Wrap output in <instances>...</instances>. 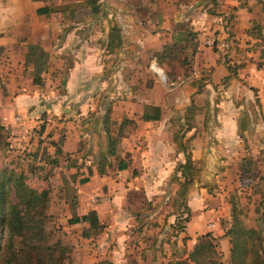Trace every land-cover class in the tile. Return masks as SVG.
I'll list each match as a JSON object with an SVG mask.
<instances>
[{
    "label": "crops",
    "instance_id": "1",
    "mask_svg": "<svg viewBox=\"0 0 264 264\" xmlns=\"http://www.w3.org/2000/svg\"><path fill=\"white\" fill-rule=\"evenodd\" d=\"M105 1H118L119 8L104 10L102 15H98L106 19L102 27L87 21L85 26L72 27L67 41L74 40L72 42L80 44L82 40L77 35L86 31L90 35L92 33L85 40L89 47L94 33H100L105 37L103 49L106 50L107 36L113 25L110 19L113 17L122 33L129 29L134 35L141 30L147 33L149 40L160 38L161 43L164 39L163 44L167 41H172V44L187 43L188 47H192L190 68L183 76L175 75L173 81L176 79L185 83L190 94H194L193 98L201 100L202 106L207 99L213 98L216 109L208 113L207 108H202L198 112L201 121H185L186 126L182 129L181 124L170 120L162 108L160 119L141 118L145 104L158 103L146 102L135 109L123 108L121 114L128 119L133 118L136 125L128 136L122 137L124 149L118 153L129 155L130 165L124 170L115 169L113 176L104 171L100 173L97 163L88 161L90 144L83 151L86 129L82 125L85 123L78 122L85 108L91 105L88 101H78V98L83 96L81 94L92 97L94 92L71 88L64 93L49 90L46 91L47 97L54 98L50 104H44L38 99V87L41 86L33 83V67L26 62L30 45L48 52L50 46L46 40L62 31L65 15L60 12L38 14L37 9L45 6L47 0H0V76L3 74L8 81L6 90L0 91V125L7 134L10 131L16 138L21 135L26 137L38 123L39 116L46 113L49 119L63 120L61 124L66 128L60 143L55 139L57 132L52 137L46 133L38 136L41 139L47 136L49 141L45 150L48 154L54 155L57 146L70 156L71 153L83 152L77 157L82 165L74 167L76 175L73 173V176L86 169L84 176L88 180L83 184L76 182V186L81 187L77 192L87 201V210H94L99 223H106V226L97 240L101 251L87 249L81 254L79 264H93L101 260H109L112 264H172L187 258L196 244V238L208 232L216 238L221 259H229L230 241L225 233L230 216L225 213V206L230 208V204L224 199L225 193L218 200L205 188L199 187L198 198L194 201L195 193L191 188L197 184L196 180L188 190L187 206L191 216L178 236L176 231L174 235L168 231L175 218L168 216V211L164 214L157 212L165 206L172 210V203L158 200L165 196L162 193L165 179L180 175L175 172V167L184 161L185 155L178 151L173 134L182 129L180 133H184V141L188 139L191 158L196 163L204 160L202 173L209 169L212 155L219 162L213 169L215 175H225L227 169L222 164L233 162V176L247 181L240 188V182L236 181L237 193L244 189L248 195L259 196L255 208L261 213L264 211V38L257 37L259 31L264 34V0H210L222 5L221 10L215 11L202 9V0H196L194 6L188 4L190 0H182L177 9L175 0H150V8L142 12L129 9L122 0H98L99 3ZM160 1L166 8H153ZM92 16L95 18V15ZM140 17L145 21L139 20ZM184 21L189 24L188 31L174 27ZM155 26L156 29H153ZM125 44L122 41L119 49ZM158 46L159 43L152 48L158 52L161 50ZM85 54L84 58L76 56L73 65L68 68V86L76 80L80 81L81 75L91 77L97 71L94 54ZM152 59L157 58L153 56ZM158 64L169 68L167 62ZM228 65L236 68V74L230 73ZM50 66L41 74L43 81ZM66 101L68 104L62 107ZM133 194L141 200L134 202L131 199ZM97 196L105 197L102 203H95ZM136 206H139L138 211ZM256 221V218L252 219L247 225L251 226ZM74 224L88 227L86 222ZM183 237H186L185 241ZM187 264L195 263L188 261Z\"/></svg>",
    "mask_w": 264,
    "mask_h": 264
},
{
    "label": "rangeland",
    "instance_id": "2",
    "mask_svg": "<svg viewBox=\"0 0 264 264\" xmlns=\"http://www.w3.org/2000/svg\"><path fill=\"white\" fill-rule=\"evenodd\" d=\"M68 1H71L73 6L68 8L67 13L72 12L73 17H68L66 13L65 17L62 18V31L54 34L53 36H49L48 40H46V44L50 46L48 53L51 57V66L48 74L44 76L43 85L38 87L40 89L38 99L39 101L44 102V104H50L54 97H47L46 91L49 90L64 93L68 90V88H71L73 90L94 92L92 97H86L85 94H81L83 96L78 98V101L80 102H90L91 105L88 108L92 109L88 110V108H85L84 115L78 118V122L80 124L85 123L82 126H85L84 128L86 129L83 151H86V146L88 144H90L91 147L90 151L94 150L92 151L93 153H90L89 151L88 161L97 163L98 160H101V162L107 164L108 161L104 162L103 160V153L106 149L103 128L106 126L111 129V132L114 135H117V128L119 127V124L121 126V123L125 119V116L121 114V110L123 108L128 107L130 109H135L138 108V106L140 107L139 104L144 105L146 102L158 103L164 110V114L168 115L170 120L173 119L178 121L181 124L179 126L182 129L186 126L184 123L185 121L189 123L201 121V119H199L200 113L198 112L202 108H207L208 113L209 111L212 113V110L216 109L213 103V98L207 99V103L202 106L201 100L193 98L194 94H190V91L188 90L189 88L185 86V83L176 79L175 81L171 80L172 74L174 76L182 74L183 76V73H188V68H190L189 59L192 58V47H188L187 43L183 42L177 46H172V41H167L166 44H163V41H165L164 39L161 43L160 38L156 39L153 37L149 40L147 38V33L141 30L138 33L135 32L134 35L130 34L131 32H129V29L128 32L122 33V29L120 28L118 21L113 19V17L110 19L111 23L120 28L122 41L126 43L116 52L108 53L105 49H103V39L105 37H103L100 33H94L93 38L91 37L92 44L88 45L89 47H87L85 40L88 36H92V33L90 35V33L88 34L86 31L77 35L78 38L82 40L80 44L72 42L74 40L69 42L66 37H68V32L72 27L85 26L87 21H92L95 26L102 27L103 20L106 19H103L100 16L98 17V15H102V11L104 10H110L111 8L118 9L119 7L118 1H111L112 3L108 1L101 2L99 4V11L94 16L95 18H93L89 7L80 5L79 2H76V0ZM122 1L124 5H128L129 9H138L140 10L139 12L146 11L150 8V0ZM175 1L176 9L180 8L182 0ZM195 1L196 0H190L188 4L190 5L191 3L194 6ZM47 3H60V1L47 0ZM202 4V9L206 10L210 8L214 11L221 10L222 6L221 4L210 0H202ZM156 7L162 10L166 8V5L160 1L153 5V8ZM262 9H264V5L262 6ZM257 10H259V8ZM139 20H142L143 22L145 21L143 18L141 19V17ZM174 27L178 30H189V24L186 21L179 22ZM152 28L156 29V26L155 28ZM254 29L257 28L254 27ZM257 37L262 39L264 34L260 33ZM158 43V47H160L161 50L157 52L152 47ZM169 47L170 49L168 50ZM87 52L89 54H94V59L96 65L98 66L97 71L91 77L81 75L80 81L76 80L72 83V85L68 86V68L73 65L74 60H76V56L84 58V56H86L85 53ZM153 56L157 59H152ZM157 61L167 62L169 64V68L168 66H159ZM7 84L8 81L5 80V77L2 74L0 76L1 92L6 90ZM191 101H193L194 104L192 105L191 112L189 113L187 112V107L190 105ZM67 104V101L62 103V107ZM108 109H110L109 118L104 120V114ZM39 117L40 119L38 123L30 129L31 132L30 134H26V137L19 135L20 137L16 138L15 135L9 131L7 135L4 134V136L0 138V168L6 172H11L14 176H21V181L26 187L33 188L38 192H48L49 203L46 210L48 215L46 225V231L47 234H49L48 242L58 240L61 245L68 247L66 252L69 254V260L66 261V264H79L81 263V254L85 253L87 249L89 250L92 248L94 251H101L102 248L98 247L99 244L97 243V240L100 239L99 236L102 234L106 223L105 225H102L101 229H88L87 237L82 234L85 226L81 224L68 223V220L72 217L76 215L81 216L83 213L85 214L90 211L87 210V201L82 199L83 197L80 192H77V190L81 187L76 186V182L85 177L84 175L87 173L86 169L82 170L83 172L81 174L73 176V173L75 174V172H73L75 171L74 167L71 169L67 166V164L75 161V167L80 168V164L82 165V162H79L77 157L83 152L78 151V154L71 153L72 155L69 159H73L71 160L72 162L66 159L65 156H59L58 160L54 162L53 157L55 156L47 155L48 152L45 150L46 147H48L47 144L49 141L47 136L49 135V137H52L54 136V133L57 132L58 134H56L55 139L58 143H60L66 128L61 124L63 120L57 121V119H49V115L46 113L41 114ZM53 118L57 117L53 116ZM132 120L133 123L125 124L123 127L125 136H128L136 127L135 120L133 118ZM182 129L176 131L182 132ZM42 133H46L47 136H44V138L41 139L38 136ZM121 141L122 137L120 142L117 144L118 153H121L124 149ZM93 144L95 145L92 147ZM42 148L44 149L42 150ZM188 148H190L189 144ZM218 163L219 162L216 161V158L212 155L208 166L209 169L206 170V173H202L204 170V160L201 159L197 161V165L200 167L201 172L199 179L197 180V184L193 185L191 188V190L195 193L194 201L198 198L197 192L199 191V187L205 188L208 194H211L218 200H221L222 196H224L223 193H225L224 199L228 201V204L235 202L237 209L242 213V219H245L246 221V225L247 222L256 218L257 221L255 224L247 226L258 228L264 236V211L261 214L260 210L257 212L255 208V205L260 199L259 196L257 197L252 194L248 195V192L244 191V189L237 193L236 181L240 182L239 188L244 187L247 184V181L242 177L239 180L233 176V162L222 164L224 169H227L225 175L218 173L215 175L213 173V169L217 167ZM106 164L103 166L104 172L113 176L115 172V167L113 165H115V163L112 162L113 165L110 166ZM78 184L83 183L78 182ZM177 187L178 186L174 180L171 178L165 179V182L162 185V193L165 196L158 201L172 203V210L171 208H167V206H165L162 208L160 207L157 212L164 214L168 211L170 213L168 216L172 215L175 218L174 221H176V219L184 221L186 219V213L184 211L181 212L182 208L176 210L177 204L181 201L176 194ZM10 196L14 201H16L14 193ZM253 196H255V198ZM104 198L105 197L97 196L98 200H96L95 203H102ZM131 199L134 200V202H139L141 200V198L136 196V194H133ZM187 201L188 195L185 203H187ZM137 208H139V206H136L135 210ZM136 211H138V209ZM225 213L230 216L229 206L228 208L225 206ZM173 228L177 230L179 229L176 228V226ZM173 228H168L169 233H173L172 235L175 234V231L172 230ZM178 231L180 232V230ZM178 233L176 236H178ZM14 243L16 249L20 246L21 239L18 237L14 238ZM218 249H220V246ZM108 250L106 252H108ZM222 261L223 264H230L229 259H224Z\"/></svg>",
    "mask_w": 264,
    "mask_h": 264
},
{
    "label": "trees",
    "instance_id": "3",
    "mask_svg": "<svg viewBox=\"0 0 264 264\" xmlns=\"http://www.w3.org/2000/svg\"><path fill=\"white\" fill-rule=\"evenodd\" d=\"M59 1L60 3H47L45 6L38 8L37 13L49 14L50 12H60L65 15L68 12V8H71L73 5L68 0ZM76 2L89 7L92 15H96L99 11L100 3L98 0H76ZM208 10L212 11L210 8ZM67 15L73 17L72 12L67 13ZM260 33L261 31H259ZM121 44L120 28L112 25L106 40V50L108 53L116 52L121 47ZM177 45L176 43L172 46ZM26 62L30 63L33 67V83L43 85L41 74L46 72L50 66L49 53L36 45H30L26 54ZM228 70L231 74H236L235 67L228 65ZM171 77V80H174L175 76L173 74ZM197 92H199V88L196 90ZM193 104V101H191L187 107V112H191ZM161 112L160 105L145 104L141 118L144 120H157L160 119ZM109 113L110 109L104 114V120L109 118ZM128 123H133V120L125 118L121 126L119 124L117 135H114L110 128L106 126L103 128L106 141L103 160L104 162L108 161L107 164L105 163L108 166L113 165L112 162H114L115 165L113 166L117 170L127 169L130 165L129 155L121 156L117 151V144L120 142L121 137L125 136L123 127ZM4 134L7 135L3 126L0 125V138ZM173 140L177 144L178 151L183 152L185 155L184 161L179 162L175 167V172H179L180 175L172 177V180L178 186L176 194L181 200L177 204L176 210L182 208L181 212L184 211L186 213V219L184 221L176 219L172 228L176 226V228H179L178 230L183 231L185 223L191 216V211L185 200L188 190L199 179L201 169L191 158L187 145L188 139L184 141V133L176 131L173 134ZM67 154H64L57 146L53 161L56 162L58 156H65L66 159L72 162L71 160L73 159H69L71 156ZM47 155L50 154L47 153ZM74 163L76 162L73 161V163H69L67 166L75 167ZM105 164L101 160H98L97 166L100 173L104 171L103 166ZM87 180L88 177H83L78 181L85 183ZM13 193L16 201L10 196ZM48 203L49 194L47 191L38 192L33 188H28L22 183L21 176H14L11 172H6L0 168V264H66V261L69 260V254L66 252L68 247L61 245L58 240L48 242L49 234L46 231L48 220L46 210ZM241 216L242 213L237 209L235 202L230 203V222L225 233L230 241V264H264V236L258 228L247 226L245 219H242ZM80 222L88 224V227L83 230L82 234L84 236H87L88 229L102 228V224L99 223L94 210H90L81 216L76 215L68 220L70 224ZM178 230L173 228V231L177 233L179 232ZM16 237L21 239V243L15 249L14 238ZM185 239L186 237H183L184 241ZM220 256V252L217 250L216 238L208 232L196 238V244L188 253L187 258L178 259L172 262V264H187L188 261H192L195 264H223ZM93 264L112 263L109 260H101Z\"/></svg>",
    "mask_w": 264,
    "mask_h": 264
}]
</instances>
